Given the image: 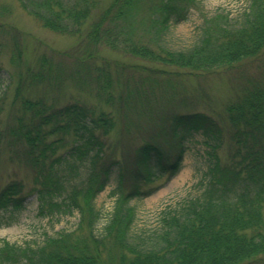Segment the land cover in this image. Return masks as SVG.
<instances>
[{"label":"trees","instance_id":"16d2710c","mask_svg":"<svg viewBox=\"0 0 264 264\" xmlns=\"http://www.w3.org/2000/svg\"><path fill=\"white\" fill-rule=\"evenodd\" d=\"M196 1L161 0L147 25L150 43H144L129 25L132 1L115 0L84 30L82 52L65 54L75 62L69 77L76 85L85 83L77 76L91 74L89 61L100 44L121 54L184 68L188 73L232 65L264 49V0H249L239 20L232 21L229 13L205 18L199 37L185 50L165 46L166 30L186 20ZM19 3L44 27L59 34H78L97 0ZM103 64L115 65L118 73L124 70L119 61ZM39 65L50 72L52 80L49 61L42 58ZM30 78L37 82L46 79L42 73ZM91 80L99 100L112 103L106 79L97 75ZM117 87L126 88L122 83ZM136 88L134 110L137 104L150 101L146 89ZM16 90L14 98L20 99L21 114L5 130L0 127V150L13 147L10 151L31 170L29 193L36 195L37 216L77 212L78 222L70 231L46 235L40 244L3 241L0 264H103L107 253H113L115 264H241L264 255V88L246 89L229 103L225 126L202 111L173 114L172 140L166 148L148 136L134 149L128 163L110 156L100 137L115 127L117 114L112 110L74 101L51 107L43 98L31 100ZM131 96L129 92L125 98L133 99ZM129 99L118 96L128 108ZM196 133L203 137L206 162L197 193L164 207L154 229L134 233L136 211L131 202L149 196L179 171L184 144ZM66 135L72 136L69 143ZM112 173L113 207L97 228L101 215L94 200ZM29 193L18 181L0 189V226L11 223Z\"/></svg>","mask_w":264,"mask_h":264},{"label":"rangeland","instance_id":"374dc122","mask_svg":"<svg viewBox=\"0 0 264 264\" xmlns=\"http://www.w3.org/2000/svg\"><path fill=\"white\" fill-rule=\"evenodd\" d=\"M114 1L97 0L91 17L78 34H59L44 27L38 19L28 14L21 7L19 0H0V95L4 93L1 100L3 110L0 113V127L3 130L6 126L16 123V116L21 114L20 99L14 98L16 89H20L22 97L31 100L43 98L51 107H59L72 101L89 107L97 105L117 114L114 129L100 136L107 153L128 163L127 161L132 159L134 149L147 140L148 136H152L154 141H159L163 149L166 148L167 143L172 140L170 126L173 114L202 111L225 126L226 106L229 103L235 102L246 89L254 86L264 88V49L232 65L209 70H189L188 73L184 68L121 54L104 44L93 49L96 56L89 61L91 74L77 76L85 83L74 84L69 77V73L74 69V58L65 54L80 52L85 47L84 30ZM131 1L132 15L129 17V25L135 37H140L144 43H150L147 25L151 15L159 8L161 0ZM248 5L249 0H197L189 9L186 20L171 25L166 30L163 36L164 45L173 50H185L199 37L205 18L217 13H229L232 21L239 20ZM42 58L49 61L52 67L51 76L54 73L52 80L56 79L57 82L50 80L48 70H42L39 65ZM114 61H119L124 70L118 73L114 69L115 65L101 66L102 62ZM106 67L111 73L108 74ZM40 73L46 79L40 82L31 80V75ZM167 73L170 75L166 79ZM97 75L106 79L111 88L114 101L109 105L102 103L105 101L99 100L97 96L96 84L91 80V77L95 78ZM119 83L127 89L117 87ZM136 87L146 89L150 101L143 106L137 104V109L134 110L133 104L137 95L133 91L137 90ZM129 92L133 94V99L125 98ZM118 96L132 100L130 108L126 103L121 104ZM71 137L66 135L64 139L69 143ZM6 139L5 136L4 140ZM202 141L203 137L199 133L189 137L184 144L185 151L179 171L149 196L131 202L136 211L132 228L134 233L154 229L159 213L164 207L174 205L197 193L206 168ZM12 148L5 147L0 150V189L11 181H18L23 185V191L29 193L33 184L31 170L17 153L14 155L10 151ZM222 153L226 154V150L223 149ZM114 185L112 173L110 181L94 200L101 215L97 228L101 227L112 210L114 196L111 191ZM77 222V212L71 215L37 216V199L32 192L25 198L23 208L14 212L11 223L0 226V245L3 241L18 245L40 244L46 235H56L62 230L70 231L76 227ZM107 254L102 258L103 264H115L113 253ZM241 264H264V255Z\"/></svg>","mask_w":264,"mask_h":264}]
</instances>
